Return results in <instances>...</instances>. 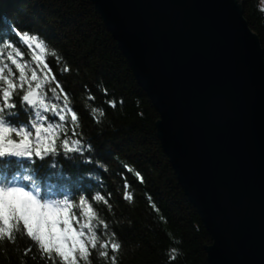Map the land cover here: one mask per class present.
<instances>
[{"label":"water","instance_id":"1","mask_svg":"<svg viewBox=\"0 0 264 264\" xmlns=\"http://www.w3.org/2000/svg\"><path fill=\"white\" fill-rule=\"evenodd\" d=\"M92 2L159 116L208 263L264 264V63L239 0Z\"/></svg>","mask_w":264,"mask_h":264},{"label":"trees","instance_id":"2","mask_svg":"<svg viewBox=\"0 0 264 264\" xmlns=\"http://www.w3.org/2000/svg\"><path fill=\"white\" fill-rule=\"evenodd\" d=\"M91 1L0 0V33L7 24L21 25L39 34L46 43L49 61L81 116L83 139L95 146L97 163L108 168L101 178L103 191L114 194L112 207H97L108 219L109 231L114 225L118 234L121 249L115 253L116 264H209L205 248L211 244V238L188 203L161 148L156 130L159 116ZM239 6L249 29L260 41L264 63V0H239ZM52 52L58 54L59 61L51 58ZM68 67L70 74L65 71L59 75L61 69ZM105 88L111 94L109 97L103 95ZM92 95L95 101L88 99ZM112 98L123 103L112 109L105 103ZM59 162L64 173L73 177L90 171L79 160L61 158ZM125 166L139 170L146 183L126 173ZM124 175L131 182L128 191L133 200L124 199ZM152 202L158 211L151 207ZM26 248L31 251L24 255ZM0 264L52 261L42 259L34 245L22 233H16L13 242L0 241ZM91 264L110 262L93 253Z\"/></svg>","mask_w":264,"mask_h":264},{"label":"snow or ice","instance_id":"3","mask_svg":"<svg viewBox=\"0 0 264 264\" xmlns=\"http://www.w3.org/2000/svg\"><path fill=\"white\" fill-rule=\"evenodd\" d=\"M6 32V39L0 37V45H5L0 49V168L7 165L9 172L0 173V240L13 242L16 233H22L41 258L52 264H91L93 253L116 264L115 253L120 251L121 243L115 226L110 232L108 219L97 207H112L114 194L103 191L101 178L108 168L97 163L95 146L83 139L81 116L49 61L44 40L21 25L7 24ZM51 58L60 60L56 52ZM65 71L70 74L71 67L61 69L59 75ZM103 95L111 94L105 88ZM88 99L95 101L96 97ZM105 103L115 109L123 101L112 98ZM21 113L28 117L26 121L20 119ZM93 118L99 123L98 118ZM52 158L55 162L48 163ZM61 158L79 160L90 171L75 177L65 174ZM14 162H27V174L12 172ZM38 163H48L52 170L48 178L66 190L53 191L39 176L35 167ZM125 172L146 183L139 170L125 166ZM122 178L124 199L133 200L128 191L131 182L127 175ZM152 199L148 197L149 201ZM151 207L159 210L154 202ZM29 251L31 248H26L24 255Z\"/></svg>","mask_w":264,"mask_h":264},{"label":"rangeland","instance_id":"4","mask_svg":"<svg viewBox=\"0 0 264 264\" xmlns=\"http://www.w3.org/2000/svg\"><path fill=\"white\" fill-rule=\"evenodd\" d=\"M92 2V1H91ZM92 4H93V2H92ZM95 9V8H94ZM96 11V10H95ZM97 12V11H96ZM98 13V12H97ZM99 14V13H98ZM100 15V14H99ZM101 17V16H100ZM102 19V18H101ZM102 22H103V19H102ZM246 22V21H245ZM247 23V22H246ZM104 25V24H103ZM247 26H248V24H247ZM4 28H6V26L4 27ZM249 28V27H248ZM250 30V29H249ZM252 31V30H251ZM252 33L255 35V33L252 31ZM256 36V35H255ZM127 62V61H126ZM144 93V92H143ZM145 94V93H144ZM147 96V95H146ZM148 97V96H147ZM149 99V98H148ZM160 141V140H159ZM161 144V143H160ZM177 179V178H176ZM178 182V181H177ZM182 189V188H181ZM183 192V191H182ZM185 194V193H184ZM186 196V195H185ZM186 199H187V201H188V198H187V196H186ZM188 203L190 204V202L188 201ZM191 205V204H190ZM193 206V205H192ZM194 207V206H193ZM195 209V208H194ZM196 210V209H195ZM200 221H201V219H200ZM202 223V222H201ZM202 226H203V224H202ZM204 227V226H203ZM206 230V229H205ZM208 234V233H207ZM17 236H19V235H17Z\"/></svg>","mask_w":264,"mask_h":264},{"label":"bare ground","instance_id":"5","mask_svg":"<svg viewBox=\"0 0 264 264\" xmlns=\"http://www.w3.org/2000/svg\"><path fill=\"white\" fill-rule=\"evenodd\" d=\"M135 79V78H134ZM136 81V80H135ZM137 82V81H136ZM138 84V83H137ZM139 86V85H138ZM140 88V87H139ZM141 89V88H140ZM142 91V90H141Z\"/></svg>","mask_w":264,"mask_h":264}]
</instances>
